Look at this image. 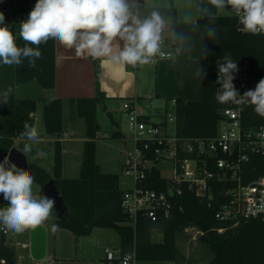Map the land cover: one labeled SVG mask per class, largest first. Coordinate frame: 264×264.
<instances>
[{
  "label": "trees",
  "instance_id": "16d2710c",
  "mask_svg": "<svg viewBox=\"0 0 264 264\" xmlns=\"http://www.w3.org/2000/svg\"><path fill=\"white\" fill-rule=\"evenodd\" d=\"M137 11L142 17L157 11L165 21H173L175 56L179 61L189 62L188 67L178 65L177 70L175 125L178 134L189 137L217 134L222 109L238 106L231 102L221 104L216 100L217 93L221 91L220 85L216 83L217 68L223 63V57L230 55L237 62L238 69L246 63L251 72L264 76V33L241 31L238 18L229 15H208L196 22H180L172 4L147 6L144 0H137ZM0 12L16 37L19 22L15 0H0ZM209 29L215 30L214 36L208 35ZM205 46L209 50L206 57ZM200 64L207 72L203 80L195 75V69ZM15 88V65L0 64V162L9 155L16 139L21 140L19 147L24 149L27 142L21 138L24 123L35 127L39 101L43 104L46 133L63 131L62 98H17ZM99 103L100 98L97 96L71 100L72 113L83 118L86 123L83 160L77 178L63 175L64 157L60 140L54 143L50 172L30 163L32 176L41 188L50 179H55L68 206L69 217L66 220L58 217L54 221L57 228H66L77 235H89L96 227L113 228L120 234L122 251H134L137 260L179 261V234L188 227H198L201 230V243L213 253L204 264H264V216L242 220L235 226L220 221L215 216L218 202L210 207L206 199L188 189L187 183L181 185L182 192L171 201L169 216L159 211L156 220L138 216L136 222L131 223L122 207L125 190L120 187L119 174L102 172L97 161V138L101 130L98 121ZM242 113L247 125L264 123V117L256 114L253 106L244 107ZM244 166L247 169L244 173L246 181L264 175V156L253 155ZM143 184L164 190L167 179L154 166ZM217 185L215 193L219 194L222 185ZM219 228L225 229L220 232ZM156 233L162 234L160 239L156 238ZM1 254L5 264H16V254L11 246L1 244Z\"/></svg>",
  "mask_w": 264,
  "mask_h": 264
},
{
  "label": "clouds",
  "instance_id": "9594fccd",
  "mask_svg": "<svg viewBox=\"0 0 264 264\" xmlns=\"http://www.w3.org/2000/svg\"><path fill=\"white\" fill-rule=\"evenodd\" d=\"M208 3L215 9L233 12L242 26L241 31L264 33V0H208ZM134 7V0H36L28 18L20 24L19 36L25 42L24 47L17 45L16 37L0 12V25H3L0 26V64H19L22 57L39 58V48L27 45L39 46L49 40L58 41L66 49H74L78 57L104 58L113 64L133 67L150 64L164 55L161 45L166 22L157 11L142 17ZM208 35L214 36L215 30L209 29ZM208 51L205 46V57ZM217 69L216 83L221 91L216 100L221 104L247 102L256 114L264 117V78L254 89L241 95L233 83L239 71L237 62L225 55ZM195 75L200 80L207 76L201 64L195 69ZM21 138L38 142L37 128L25 122ZM31 151V144L26 143L22 153ZM45 155L38 150L34 158ZM33 183L29 171L11 164L8 156L0 162V194L8 202L6 207L0 208V225L23 233L49 220L55 201L47 196L37 198L33 194ZM52 227L55 230L58 226Z\"/></svg>",
  "mask_w": 264,
  "mask_h": 264
},
{
  "label": "built area",
  "instance_id": "2783aa9c",
  "mask_svg": "<svg viewBox=\"0 0 264 264\" xmlns=\"http://www.w3.org/2000/svg\"><path fill=\"white\" fill-rule=\"evenodd\" d=\"M134 5L136 8L137 0H134ZM161 50L164 55L153 61L175 56L172 38H163ZM261 78L264 76L251 72L245 63L235 73L233 83L242 95L254 89ZM142 102L137 95L122 102L132 135L131 144L124 151L122 165L125 174L132 177L133 184L132 188L124 191L122 207L131 223L134 224L138 216L156 220L159 211L169 216L171 201L182 192L183 183L188 184L190 191L206 199L210 207L218 202L215 216L220 221L235 226L242 220L264 216V175L248 181L244 179L247 171L244 165L251 156H264V123H244L242 109L250 104L246 102L222 109L217 134L189 137L179 135L176 130L175 99L172 102L173 109L153 114L142 110ZM151 103V97H147V106ZM170 122L174 123L172 128L169 127ZM161 160L170 161L173 165V176L166 178V188L157 190L145 186L143 182L148 172ZM217 184L222 185L219 194L215 193ZM224 229L219 228V231L223 232ZM13 232L0 225V264H5L1 244ZM137 262L134 251L124 252L118 247L106 249L98 264Z\"/></svg>",
  "mask_w": 264,
  "mask_h": 264
},
{
  "label": "crops",
  "instance_id": "0c3cea01",
  "mask_svg": "<svg viewBox=\"0 0 264 264\" xmlns=\"http://www.w3.org/2000/svg\"><path fill=\"white\" fill-rule=\"evenodd\" d=\"M36 0H15L16 13L18 16L19 25L16 31V43L20 47L25 46V42L19 36L20 24L28 18V14L33 9ZM147 6H169L174 5L177 10V20L180 22H196L199 18L208 15H229L235 16L229 9L219 10L213 8L208 0H144ZM137 11V7H134ZM166 25L162 33L163 38L172 37L173 21H165ZM29 47L39 48L41 56L39 58H21L19 64H15V93L20 92V97L41 98L56 96L64 100V124L61 133L47 134L45 137H39V143L49 142L52 147V161L54 157V143L60 140L62 143V151L64 157L63 175L66 176L67 156L79 157L78 165L75 169V177L80 174V168L83 157L85 129L80 127V119L71 111V100L81 97L100 98V103L108 112L112 119V124L115 126L111 130V135H107L108 139H115L117 142L126 143L124 133L120 130L118 121L113 118L110 105L113 101H119V110H122L123 100L131 99L135 95L139 96L142 102V110L150 114V106L146 104V98L156 95L159 99L163 98L164 106L167 107L169 102L177 96V70L178 65L188 67L189 62L183 60H175L173 57L153 61L156 68L155 71V86L153 93H139V69L138 64L133 71L130 65L113 64L107 59H92L88 56H76L75 50H69L63 47L58 41L49 40L39 46L27 45ZM176 57V56H174ZM186 63L185 65H183ZM193 64V63H190ZM192 66V65H191ZM147 68V67H146ZM43 106L42 102H38V110ZM162 108V107H161ZM156 109L155 112L162 110ZM37 110V112H38ZM40 111V110H39ZM35 113V117L36 114ZM43 113V108H42ZM37 118V117H36ZM36 123V122H35ZM99 136V134H98ZM20 140V139H19ZM21 141V140H20ZM28 144L35 146L38 142L28 141ZM53 143V144H52ZM23 151V149H22ZM32 158L37 165L36 153L31 151ZM81 160V161H80ZM40 166V165H39ZM101 166V165H100ZM112 173V172H111ZM133 186V184H132ZM132 186L130 188H132ZM121 187V185H120ZM122 188V187H121ZM127 188V189H130ZM126 190V189H124ZM56 212V210H55ZM54 221L58 218L57 212L54 213ZM48 221V220H47ZM64 228L59 227L53 229L54 246L51 248L48 238L41 236L40 233H34V229L26 230L22 233H11L6 239L5 244L11 246L16 254V264H63L65 260L73 259L69 256L64 258L62 247L59 238L63 237ZM17 238H15V235ZM21 234V235H20ZM158 239L161 238V233ZM61 240V238H60ZM66 256V255H65ZM53 258V260H52Z\"/></svg>",
  "mask_w": 264,
  "mask_h": 264
},
{
  "label": "rangeland",
  "instance_id": "374dc122",
  "mask_svg": "<svg viewBox=\"0 0 264 264\" xmlns=\"http://www.w3.org/2000/svg\"><path fill=\"white\" fill-rule=\"evenodd\" d=\"M173 32V30H172ZM174 34L172 33V40ZM173 45V42H172ZM173 59L178 60L177 57H173ZM184 62V61H183ZM184 63L183 65H185ZM131 66V65H130ZM133 71H135V67L131 66ZM147 67V68H146ZM156 67L153 64L140 65L139 69V93L140 95L144 93H153V88L155 86V69ZM20 92L15 93L17 98H21ZM153 106L150 108L151 113H155L156 109L161 108L162 112H166L168 109H173V105L171 102L168 103V106H164L165 99H159L156 95L152 97ZM122 104V102H121ZM112 110L113 118L118 121L120 130L124 133L125 138L127 139V143H120L117 140L111 138L108 139L106 136L111 135V130L115 128L112 124V119L108 112L101 105L98 107V121L101 126V130L99 132V136L97 138V161L101 165L102 172H112L119 174L120 177V185L122 189H127L132 186V177L125 174L123 168V155L126 148H128L131 144L132 135L128 129L127 116L124 112H120L119 110V101H113L110 105ZM43 106L39 108L36 114V123L35 127L38 130L39 137H42V134L47 136L45 123L43 119L42 113ZM80 121V127L83 126L85 129L86 123L83 118L78 119ZM173 122L169 123V127L172 128L174 125ZM28 143V142H26ZM20 140H15V146L19 149ZM53 144V143H52ZM33 151L35 153L38 150H41L46 153V155L42 158H37L36 161L41 167L46 169L47 171H51V161H52V147L49 142L37 143L35 146H32ZM22 150V149H21ZM29 163L34 162L32 158V153H25ZM82 155L80 159L82 160ZM67 169L66 176L75 177V169L79 162V157H68L67 156ZM80 160V161H81ZM79 166V165H78ZM157 168L160 169L161 174L170 179L173 176V165L170 161L161 160L156 164ZM190 166V165H189ZM33 194L37 198H42L44 195L41 185L34 179L33 183ZM8 202L4 200L3 195L0 194V208L6 207ZM55 208L52 209L51 217L48 221H46L42 226L34 229V233H40V237L38 240H41V236H45L48 238L50 243V247L54 246L53 239V218ZM30 230V229H29ZM62 235L63 237L59 238V242L61 245L62 253L64 258L67 259L69 256L73 257V259L65 260L63 264H98V262L105 255V251L108 248H118L120 247V234L117 230L113 228H105V227H96L93 232L89 235H77L70 230L64 228ZM23 234V233H22ZM15 238H17V235ZM21 235V234H20ZM201 235V230L198 227H188L183 232H181L178 236V246L180 249V258L179 261L173 260H161V261H139L137 264H204L206 263L212 256L213 253L208 250V248L201 243L199 237ZM160 234L156 233V238H159ZM66 255V256H65ZM53 260V258H52ZM52 264V262H51Z\"/></svg>",
  "mask_w": 264,
  "mask_h": 264
},
{
  "label": "water",
  "instance_id": "95a60500",
  "mask_svg": "<svg viewBox=\"0 0 264 264\" xmlns=\"http://www.w3.org/2000/svg\"><path fill=\"white\" fill-rule=\"evenodd\" d=\"M22 152L23 151L16 146L12 147L8 155L9 162L11 164H15L17 168L29 171V173L33 175V170L30 167L27 156ZM42 190L45 196L54 199V208L58 214V217L62 220H66L69 217L68 206L66 205L65 200L57 187L55 179L52 178L46 182L42 187Z\"/></svg>",
  "mask_w": 264,
  "mask_h": 264
}]
</instances>
